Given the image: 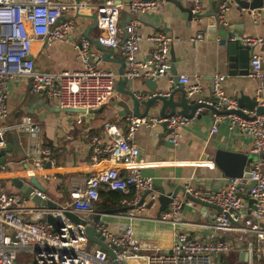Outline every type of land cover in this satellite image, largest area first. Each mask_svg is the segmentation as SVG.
<instances>
[{"label":"built area","instance_id":"2783aa9c","mask_svg":"<svg viewBox=\"0 0 264 264\" xmlns=\"http://www.w3.org/2000/svg\"><path fill=\"white\" fill-rule=\"evenodd\" d=\"M193 2L192 20L197 23L203 14V5L202 0ZM231 2L234 3L233 0H226L220 4V22H223ZM156 8L155 0H129L127 11L131 19L120 27L122 5L117 0H105L95 7L99 30L95 40L104 48L120 51L126 63L122 75L99 69L90 63L91 42L85 37L76 46L81 68L50 74L35 70L33 45L36 42L45 46L55 42L67 43L76 30L75 17L79 13L77 5L51 0H0V149L7 145L1 125L8 117V84L15 77H27L31 93L43 95V99L52 107L88 112L105 106L122 78L155 81L167 75L170 69V45L176 41L172 35L156 32L147 37L151 49L144 60L137 57L142 37L137 31L136 17L155 11ZM260 10L264 13V6ZM204 39V33H200L191 41L201 42ZM241 40L243 45L253 50L264 48V37H246ZM250 66L249 77L257 84V102L264 107V76L259 54L251 57ZM223 80V75L213 77L212 96L221 110H231L236 107V101L228 99L224 94ZM178 81L187 96L201 92L197 81L191 83L185 76L178 77ZM168 95V92L163 94ZM227 119L229 131L250 137L252 154L260 156L264 152V116L247 120L229 115ZM193 120L180 114L169 118L157 115L142 118L129 116L125 130L105 123L103 128L109 142L103 145L97 136L89 139V161L92 165L90 176L83 188L70 192L71 203L61 209L77 216L90 215L94 203L99 199L100 190L104 188L122 195L117 208H130L126 211L130 218L143 212L157 200V195L154 193L153 179L142 174L144 163L133 142L135 133L140 128L166 124L168 142L176 147L179 130ZM16 124L14 128L25 134L30 142L23 160L26 167L18 176L24 184H28L31 178L42 175L43 167L51 164L52 159L49 151L41 147L40 130L31 116H22ZM215 132L216 127L213 125L210 134ZM0 166V264H20L19 253L31 254L27 264H113L103 250L94 253L86 251L89 242L83 234V227L69 222L62 211L49 212L22 200L20 193L6 192L2 182L12 177L6 175L9 165L4 163ZM248 174L249 178L228 179L225 189L212 193L207 199L208 203L220 209L211 228L228 235V240L203 241L178 235L173 247L163 252L155 248L152 250L151 245L138 240L130 225L125 226L117 235L109 233L102 225L97 226L96 231L114 247L112 251L116 264L138 260L144 264H220V257L235 251L236 244H240L248 254L247 264H264V227L261 225L264 219V160L258 158L251 164ZM46 176L43 175V178ZM187 192L198 200H204L191 190ZM144 194L147 196L143 199ZM245 197L249 199V205L244 215H241ZM194 203L188 198L180 200L176 197L170 202L168 210L160 213V219L177 223L182 207H192ZM23 204H29L32 208H26ZM48 213L62 224L57 232H53L44 220ZM242 216L245 219L241 221Z\"/></svg>","mask_w":264,"mask_h":264},{"label":"crops","instance_id":"0c3cea01","mask_svg":"<svg viewBox=\"0 0 264 264\" xmlns=\"http://www.w3.org/2000/svg\"><path fill=\"white\" fill-rule=\"evenodd\" d=\"M53 2L75 3L74 0H51ZM105 0H81L76 4L79 14L76 16V30L67 43L55 42L50 46L36 42L33 45L35 56V70L41 73L57 74L62 71L78 70L81 68L77 59L76 46L79 45L85 31L92 24L86 18L95 13V7ZM122 5L120 12V27L130 20L127 11L129 0H117ZM157 8L155 11L140 14L136 17L138 22V33L142 37L139 46L138 59L144 60L151 49V44L146 40L156 32H163L172 35L176 41L170 45L169 61L170 67H174L176 75L180 78L185 76L191 83L197 81L200 84L201 92L196 94L197 98L206 100L211 92L212 79L215 75H223L222 89L226 97L236 101L241 97L247 100H256L257 84L246 76L229 75L226 69V62L229 56L227 43L233 39H243L246 37H264V13L260 9L250 11L240 8L235 3H230L228 10L224 14L223 25L216 30H210L214 26V18L210 16L211 8L216 12L219 0H202V10L205 15L200 21L195 23L190 19L187 11L193 7V0H155ZM264 6V3H263ZM217 15L215 14V17ZM228 33L239 34L231 40H222L220 37L222 30ZM204 33L205 39L201 42H192L196 35ZM99 34L97 28L89 32L90 39H95ZM112 50V55L106 60L99 49L91 43L90 63L97 68L108 70L115 74L121 67L119 61L124 60L119 50ZM259 54L261 57V69L264 76V48H256L253 55ZM250 63V60H249ZM126 69V68H125ZM146 80H133L128 88L135 94L145 91ZM158 89L163 93L171 91L172 76L169 74L153 81ZM126 86L121 89L116 85L115 93L110 101L103 107L92 110L94 112L82 113L74 110L58 109L47 111L44 109H31L32 115L27 114L24 100L30 91V80L27 77H15L8 84V117L1 127L4 128L7 145L12 146V151L5 154V164L9 165L7 174L11 179L21 175L26 167L23 160L25 151L29 148L27 136L15 129L16 123L24 115L31 116L39 127V140L44 149L50 153L52 163L43 167L42 175L35 178L44 189V197L53 201L59 207L67 206L71 203L70 192L73 189L83 188L85 181L90 176L92 170L90 164L91 150L89 139L93 136L99 137L103 145L109 142L105 135L104 124H114L125 130L126 119L130 116L129 110L124 112L122 103L125 97L122 94L126 91ZM182 89L184 87L182 86ZM155 94V92L150 93ZM264 97V90H263ZM178 99V95L175 100ZM160 104L155 103L149 108L148 115H158ZM233 109H237L236 107ZM144 107H140V112ZM179 111L178 109L176 110ZM168 113V110H166ZM206 115L193 120L189 125L181 128L178 133V145L172 146L168 142L167 127L159 125L154 128H140L134 135L133 142L139 150V158L144 163L142 174L151 177L154 187H162L167 191V183L187 185L186 190L196 193L199 198H205L225 189L228 186V179L214 166L213 157L216 151H226L236 154H248L251 163L255 162V155L251 152V139L245 134L231 133L228 129V116H215L205 112ZM249 117L254 112L248 113ZM215 125L216 132L210 134L212 126ZM254 155V156H253ZM257 161V160H256ZM29 166H31L28 163ZM1 167V166H0ZM15 171V172H14ZM17 175V176H16ZM47 175V178H43ZM11 179H5V191L18 194L11 184ZM249 184L247 183V186ZM108 190L102 188L100 197L93 205V213L78 217L93 216L99 219V223L111 234L117 235L125 226L130 225L134 236L143 243L153 247L152 250L169 251L176 242L178 235H185L189 239L228 240L229 236L211 228L217 211L213 208H204L194 203L192 207L183 206L177 223L163 221L160 219L159 203L156 200L151 203L143 212L130 218L126 211L114 214H103L107 211L122 209L116 207L108 209L113 198L109 196ZM157 195V194H156ZM180 200H185L183 194L178 195ZM244 208L240 214L244 215L249 205V199L244 198ZM26 208H32L29 204H23ZM168 209H166L167 211ZM245 216L241 217V221ZM264 227V219L261 223ZM86 251L94 253L95 246L88 243ZM31 259L29 253H19L18 262L27 264L25 261ZM127 264H144L141 260L130 261ZM220 264H247L240 260V251L225 254L220 257Z\"/></svg>","mask_w":264,"mask_h":264},{"label":"water","instance_id":"95a60500","mask_svg":"<svg viewBox=\"0 0 264 264\" xmlns=\"http://www.w3.org/2000/svg\"><path fill=\"white\" fill-rule=\"evenodd\" d=\"M172 3H175L178 6V3L175 0H169ZM226 0H219L217 11L215 12L211 8V13L209 14L214 18V26L210 27V30H216L220 25H223V22H220L218 18V8L222 2ZM235 4H237L240 8L247 9L250 11H256L263 6L264 0H251L250 2H246L243 0H233ZM74 4H79L81 0H74ZM179 7V6H178ZM186 13L190 14L189 17L192 19L191 10L187 11ZM215 14L217 15L215 17ZM76 16L80 17L79 13H76ZM205 15H201L203 17ZM200 17V19H201ZM86 18L92 21V24L88 27L85 31V38L88 39L93 45H95L99 51L103 54V58L106 60L112 55V50L102 47L95 39H90L89 32L95 28H97V19L96 15L91 14L88 15ZM131 19V18H130ZM130 21V20H129ZM128 21V22H129ZM127 23V22H126ZM125 23L122 24V26ZM222 33L219 34L222 40H231L239 36V34L228 33V30L224 29L221 31ZM228 48V59L226 62V69L228 70V74L235 76H246L251 70V66L249 60L253 56V49L245 46L242 44L241 39H233V41H228L227 43ZM121 67L118 71L119 75H122L126 68V63L124 60L119 61ZM167 74L172 76V86L171 91H169L168 96H163V90L158 89L155 87L156 85L153 81L147 82L146 88L149 92L146 93L145 91H141L139 94L133 93L128 88L132 85L133 81L127 78H122L117 82V86L121 89L123 86H126V91H123L122 94L126 98L124 103L121 106L124 109V112L127 113L129 110L127 109L128 105H131L130 109V116H134L137 118H142L148 115L149 108L155 104H160V109L158 113V117L161 118H169L175 114H180L188 119L194 118V120L199 119V117L205 116L206 111L207 113H211L215 116H229V115H236L242 117L247 120H253L258 116H264V107L259 105L256 100H247L246 97H241L237 100V109L231 110H221L220 105L218 102L213 98L212 92L209 93L208 98L206 100L202 98H197L195 96H187L184 89H182V85L178 81V76L174 71V67L171 66L170 69L167 71ZM157 81V80H156ZM155 92V94H150ZM178 95V99L175 100V97ZM25 108H27V114L32 115L31 109L34 106L37 109H44L47 111H55L60 110L56 107H52L46 103L43 99V95H35L31 92L27 94L24 100ZM144 107V111L140 112V107ZM179 110L178 112L176 110ZM168 110V113H166ZM69 111V110H68ZM77 112L82 113H89L94 111L85 112L83 110H74ZM254 112L252 117H249L248 113ZM166 128V124L162 125ZM12 151V146L6 145L4 149H0V165L5 163V154L10 153ZM256 156V155H255ZM260 158L264 160V152L260 156H256V160ZM213 164L214 166L223 174L224 177L229 179H237V178H249L248 170L250 163L252 162L248 154H236L230 153L226 151H216L213 157ZM255 160V161H256ZM11 184L17 190L18 193L21 195V199L30 202L31 204L37 206L41 209H46L49 212L55 211H62L63 216L72 224L80 225L83 227V234L88 242L92 243L96 251L103 250L107 253L110 257L113 264L114 262V254L112 249L114 248L111 246L109 241L101 235L100 232L96 231L97 226H101L102 224L99 223V219L93 216H85V217H78L74 213L66 210H62L61 207L57 206L56 203L44 197V189L42 188L41 184L35 179L31 178L28 181V184H24L20 179L13 178L11 179ZM186 186H176L174 184L167 183V191L162 187H155L154 193L157 194V201L159 203V213L166 211L172 199L178 197L179 193L183 194L186 198L194 201L201 207L206 208H213L217 212L220 209L214 205H211L207 202L208 197H205L204 200H198L193 197L190 193L186 191ZM40 193V195L38 194ZM43 196H42V195ZM147 196V194L143 195V199ZM130 208H122V209H115L112 211L104 212L103 214H114L120 211H126ZM45 222L52 227L53 232H57L59 227L62 225L61 222L53 217L51 213H48L45 217ZM110 245V247H109ZM237 251H240V260L242 262L248 261V254L242 250L240 244H236L235 246Z\"/></svg>","mask_w":264,"mask_h":264},{"label":"trees","instance_id":"16d2710c","mask_svg":"<svg viewBox=\"0 0 264 264\" xmlns=\"http://www.w3.org/2000/svg\"><path fill=\"white\" fill-rule=\"evenodd\" d=\"M109 196L113 198L112 203H111L110 206H105L104 208L111 209V208L116 207V203L121 200L122 195L120 193H118V192H112V191H110L109 192ZM99 197H100V195H99Z\"/></svg>","mask_w":264,"mask_h":264},{"label":"rangeland","instance_id":"374dc122","mask_svg":"<svg viewBox=\"0 0 264 264\" xmlns=\"http://www.w3.org/2000/svg\"><path fill=\"white\" fill-rule=\"evenodd\" d=\"M263 126H264V124H263ZM41 147L43 148L44 146H42L41 145ZM45 148V147H44ZM254 156V155H253ZM255 157V159H256V156H254ZM253 164V163H252ZM26 263H27V261H25ZM20 264H23V263H20Z\"/></svg>","mask_w":264,"mask_h":264}]
</instances>
